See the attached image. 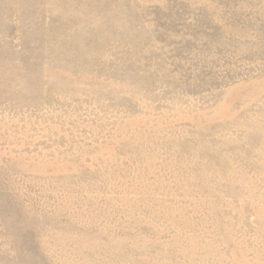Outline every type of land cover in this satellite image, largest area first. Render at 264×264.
<instances>
[{
  "label": "rangeland",
  "instance_id": "1",
  "mask_svg": "<svg viewBox=\"0 0 264 264\" xmlns=\"http://www.w3.org/2000/svg\"><path fill=\"white\" fill-rule=\"evenodd\" d=\"M0 264H264V0H0Z\"/></svg>",
  "mask_w": 264,
  "mask_h": 264
}]
</instances>
